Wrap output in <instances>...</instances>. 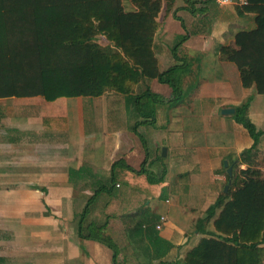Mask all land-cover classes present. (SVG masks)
Returning <instances> with one entry per match:
<instances>
[{
	"label": "crops",
	"instance_id": "obj_1",
	"mask_svg": "<svg viewBox=\"0 0 264 264\" xmlns=\"http://www.w3.org/2000/svg\"><path fill=\"white\" fill-rule=\"evenodd\" d=\"M205 1L175 0L158 19L159 69L179 67L188 95L159 109L161 129L141 130L153 183L122 167L107 181L114 162L138 170L145 160L134 119L103 134L120 119L90 118L94 100L0 99V264H183L207 237L197 222L227 185V168H264V95L244 88L235 65L216 54L253 29V17L239 15L243 0ZM146 84L164 101L173 95L167 84ZM248 99L247 116L261 132L250 156L252 138L233 116ZM99 181L109 188L94 193Z\"/></svg>",
	"mask_w": 264,
	"mask_h": 264
},
{
	"label": "trees",
	"instance_id": "obj_2",
	"mask_svg": "<svg viewBox=\"0 0 264 264\" xmlns=\"http://www.w3.org/2000/svg\"><path fill=\"white\" fill-rule=\"evenodd\" d=\"M174 4L175 0H0V99L38 97L57 103L116 95L136 116L130 131L140 140L145 160L138 170L114 162L109 187L117 167L144 174L153 183L145 169L148 143L141 130L161 129L159 109L172 110L188 94L180 86L179 67L160 71L156 58L158 19ZM238 12L252 16L254 28L237 32L233 44L220 46L216 54L235 65L244 88L254 87L264 95V0H243ZM99 37L106 41L103 46L97 43ZM151 80L169 85L172 97L160 100L146 84ZM249 104L250 99L233 115L252 138L247 156L256 152L261 136L247 116ZM83 169L76 170V176ZM225 184L228 191H221L197 222L207 237L186 254L183 264H264V170L234 169ZM104 185L99 181L94 193L109 188ZM210 223L212 230L205 229ZM153 252L159 258L160 253Z\"/></svg>",
	"mask_w": 264,
	"mask_h": 264
},
{
	"label": "rangeland",
	"instance_id": "obj_3",
	"mask_svg": "<svg viewBox=\"0 0 264 264\" xmlns=\"http://www.w3.org/2000/svg\"><path fill=\"white\" fill-rule=\"evenodd\" d=\"M184 1L188 2L190 0H184ZM218 1H219V3H224V2L228 3L229 2L228 0H218ZM127 8H128V6H127ZM198 11H199V9H198ZM97 43L103 46L106 43V41L103 37H99L97 39ZM188 53H191V52L188 51ZM166 86L169 89L171 88L168 85H166ZM173 92H174V90L172 89V94H173ZM160 96H158L160 98V100H164V97L163 96L160 97ZM69 101H70V103H73V102L75 103V99H70ZM94 101H95L97 107H99V108H96L95 110L90 109L88 111L90 118L96 117V119L100 118V119H108V120L120 119V120H117V122H115L114 124L109 123L106 131H102L103 134H104V132H113L112 130H114V129H112V128L116 127L118 122H121V121L123 122L124 121L123 119H136V116L134 114L133 115L130 114L131 112H129L127 104H123L121 99H119V97H117L116 95H113V94L107 95L106 94L105 98L95 99ZM106 102H108V106H107ZM261 170L263 171L264 168Z\"/></svg>",
	"mask_w": 264,
	"mask_h": 264
},
{
	"label": "water",
	"instance_id": "obj_4",
	"mask_svg": "<svg viewBox=\"0 0 264 264\" xmlns=\"http://www.w3.org/2000/svg\"><path fill=\"white\" fill-rule=\"evenodd\" d=\"M225 111V113H233L234 112V110L233 109H226V110H224ZM165 152H166V149L165 148H163L162 149V156H164L165 155ZM224 165L226 166V163H224ZM226 172H227V175L229 176V177H231L232 176V169H231V167H228L227 168V170H226ZM228 188H229V184H227V185H225V187H224V189H223V192L224 193H226L227 191H228Z\"/></svg>",
	"mask_w": 264,
	"mask_h": 264
},
{
	"label": "built area",
	"instance_id": "obj_5",
	"mask_svg": "<svg viewBox=\"0 0 264 264\" xmlns=\"http://www.w3.org/2000/svg\"><path fill=\"white\" fill-rule=\"evenodd\" d=\"M160 221L161 222L165 221V218L164 217H161ZM157 228H160V226H157Z\"/></svg>",
	"mask_w": 264,
	"mask_h": 264
}]
</instances>
